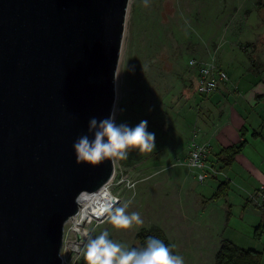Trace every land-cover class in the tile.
Wrapping results in <instances>:
<instances>
[{
	"label": "rangeland",
	"instance_id": "374dc122",
	"mask_svg": "<svg viewBox=\"0 0 264 264\" xmlns=\"http://www.w3.org/2000/svg\"><path fill=\"white\" fill-rule=\"evenodd\" d=\"M254 40L255 48L264 46V0H149L148 7L143 0L129 1L116 75L115 103L118 98L123 109L117 122L134 127L146 120L155 149L142 155L132 151L114 166V192L120 206L131 201L128 213L139 212L144 223L116 229L107 219L92 228L91 236L107 230L113 241L133 247L140 230L157 227L185 264H213L221 241L231 238L262 252L264 264V232L255 236L260 211L254 203L244 211L241 189L233 187L231 198L216 205L204 202L214 180L229 177L215 163L209 131L224 104L187 90L197 77L191 59L215 58L231 80L247 74ZM197 145H207L210 152L203 182L186 166ZM242 211L244 220L237 221ZM77 264H87L83 252Z\"/></svg>",
	"mask_w": 264,
	"mask_h": 264
},
{
	"label": "water",
	"instance_id": "95a60500",
	"mask_svg": "<svg viewBox=\"0 0 264 264\" xmlns=\"http://www.w3.org/2000/svg\"><path fill=\"white\" fill-rule=\"evenodd\" d=\"M129 1L0 0V264H62L79 196L114 175L73 144L116 102Z\"/></svg>",
	"mask_w": 264,
	"mask_h": 264
},
{
	"label": "clouds",
	"instance_id": "9594fccd",
	"mask_svg": "<svg viewBox=\"0 0 264 264\" xmlns=\"http://www.w3.org/2000/svg\"><path fill=\"white\" fill-rule=\"evenodd\" d=\"M144 7L149 0H143ZM123 112L114 103L110 115L103 119L92 117L89 120L88 133L80 136L73 144L77 164L97 166L106 161L116 165L127 160L132 151L140 155L151 153L155 149V134L148 131V122L142 120L136 126L118 123L117 114ZM131 201L116 206L115 198L105 204L103 213L116 229H130L142 226L144 221L139 212L128 213ZM102 213V214H103ZM105 230L93 237L89 235L82 249L87 264H185L181 255L173 254L172 247L164 241L149 236L142 247H127L109 238Z\"/></svg>",
	"mask_w": 264,
	"mask_h": 264
},
{
	"label": "crops",
	"instance_id": "0c3cea01",
	"mask_svg": "<svg viewBox=\"0 0 264 264\" xmlns=\"http://www.w3.org/2000/svg\"><path fill=\"white\" fill-rule=\"evenodd\" d=\"M254 42L247 74L238 75L236 80L229 78V81L208 99L209 102L224 104L222 117L215 120L214 126L209 130L213 133L210 144L214 147L215 155L225 148L245 142L232 165L224 169L229 176V188L225 198L230 199L231 194H234L233 187L241 189L244 211L249 210L253 204L249 202L250 196L264 187V46L255 48L257 41ZM222 66L220 65L223 69ZM216 181L211 184V195L204 196L205 200L210 199L216 193L219 183L223 182ZM226 205L228 210H232L233 205L230 202H226ZM260 213L256 212L255 220L259 221L256 227L262 222ZM244 216L242 211L237 221H243ZM232 242L238 245V241ZM238 246L249 249L244 245Z\"/></svg>",
	"mask_w": 264,
	"mask_h": 264
},
{
	"label": "built area",
	"instance_id": "2783aa9c",
	"mask_svg": "<svg viewBox=\"0 0 264 264\" xmlns=\"http://www.w3.org/2000/svg\"><path fill=\"white\" fill-rule=\"evenodd\" d=\"M189 66L197 72V92L202 97H210L229 81L228 74L220 67L215 58L208 60L191 59ZM209 153L207 145H197L192 149L186 163L187 168L196 175L197 180L200 182L205 181L207 178ZM216 175L217 177L223 175V172L220 171ZM114 178L115 172L112 179L101 189L92 193H83L79 196L78 213L67 222L66 226L70 225L67 229L65 226L61 252L62 264H77L82 255L84 242L89 235H92V228L107 220L108 214L103 213L105 204L115 198L116 206L121 205V197L114 192ZM250 201L255 206H264V187H261L251 197Z\"/></svg>",
	"mask_w": 264,
	"mask_h": 264
},
{
	"label": "trees",
	"instance_id": "16d2710c",
	"mask_svg": "<svg viewBox=\"0 0 264 264\" xmlns=\"http://www.w3.org/2000/svg\"><path fill=\"white\" fill-rule=\"evenodd\" d=\"M244 145L245 142H242L238 146H232L223 149L220 153L215 155L214 157L215 163L221 165L222 169H226L230 167L234 162L236 156L241 152ZM228 188H229V180L220 182L217 187L216 193L210 199L204 200V202L206 203L218 202L220 199L226 196ZM249 202L252 203V201L250 200ZM256 208L261 212L262 222L256 228L255 236L257 238H261L264 232V206L262 207L256 206ZM229 217H230V213H228L227 215V218ZM149 236H153L164 241L166 245L172 247V252L173 254H175L174 248L167 239L165 233L157 227L140 230L139 233L136 235V243L138 245L133 247L139 248L144 246V244L146 243V238ZM262 257L263 254L260 251H256L253 249H245L228 239H224L220 243V247L215 255L213 264H262Z\"/></svg>",
	"mask_w": 264,
	"mask_h": 264
},
{
	"label": "flooded vegetation",
	"instance_id": "af4514ba",
	"mask_svg": "<svg viewBox=\"0 0 264 264\" xmlns=\"http://www.w3.org/2000/svg\"><path fill=\"white\" fill-rule=\"evenodd\" d=\"M190 61V60H189ZM188 64H189V62H188ZM191 69H194V68H192V67H190ZM188 90V93H189V95H192V90H194V92L196 93V94H198V92H197V78L195 77L192 81H191V84H190V86H189V88L187 89ZM199 95V94H198ZM200 96V95H199ZM201 97V96H200ZM138 245V244H137Z\"/></svg>",
	"mask_w": 264,
	"mask_h": 264
}]
</instances>
